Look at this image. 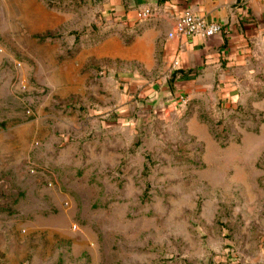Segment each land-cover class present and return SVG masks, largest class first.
Returning <instances> with one entry per match:
<instances>
[{
    "label": "rangeland",
    "instance_id": "1",
    "mask_svg": "<svg viewBox=\"0 0 264 264\" xmlns=\"http://www.w3.org/2000/svg\"><path fill=\"white\" fill-rule=\"evenodd\" d=\"M154 1L0 0V264L264 262V25L238 99L184 104Z\"/></svg>",
    "mask_w": 264,
    "mask_h": 264
},
{
    "label": "crops",
    "instance_id": "2",
    "mask_svg": "<svg viewBox=\"0 0 264 264\" xmlns=\"http://www.w3.org/2000/svg\"><path fill=\"white\" fill-rule=\"evenodd\" d=\"M153 8L154 18L144 25L142 38L150 42L148 48L152 49L154 57L153 62L146 65L147 71L160 67L166 76L167 83L161 81L163 96L167 99L190 94L203 97L218 88L221 98L232 95L233 99H238L239 93L229 91L238 89L239 78L234 73L246 62L250 45L262 33L264 0L249 5L243 0H161ZM186 9L210 23L221 24L223 31L213 37L169 38Z\"/></svg>",
    "mask_w": 264,
    "mask_h": 264
},
{
    "label": "built area",
    "instance_id": "3",
    "mask_svg": "<svg viewBox=\"0 0 264 264\" xmlns=\"http://www.w3.org/2000/svg\"><path fill=\"white\" fill-rule=\"evenodd\" d=\"M256 0H243L245 5L251 4ZM155 14V9L152 6L138 9L135 13V19L139 21H146L151 19ZM223 31V27L219 23H210L200 15L196 14L190 9H186L180 15L176 22L175 30L169 33V38L195 36L213 37ZM182 103L187 104V100L181 97Z\"/></svg>",
    "mask_w": 264,
    "mask_h": 264
},
{
    "label": "water",
    "instance_id": "4",
    "mask_svg": "<svg viewBox=\"0 0 264 264\" xmlns=\"http://www.w3.org/2000/svg\"><path fill=\"white\" fill-rule=\"evenodd\" d=\"M152 7H155L158 5V0L154 1L153 3L150 4Z\"/></svg>",
    "mask_w": 264,
    "mask_h": 264
}]
</instances>
